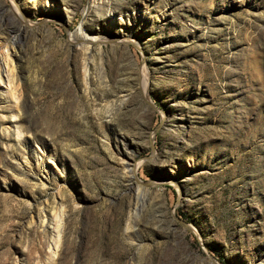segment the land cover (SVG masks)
I'll return each instance as SVG.
<instances>
[{
  "label": "rangeland",
  "instance_id": "374dc122",
  "mask_svg": "<svg viewBox=\"0 0 264 264\" xmlns=\"http://www.w3.org/2000/svg\"><path fill=\"white\" fill-rule=\"evenodd\" d=\"M3 47L0 264L52 213L55 264H264V0H0Z\"/></svg>",
  "mask_w": 264,
  "mask_h": 264
},
{
  "label": "bare ground",
  "instance_id": "6f19581e",
  "mask_svg": "<svg viewBox=\"0 0 264 264\" xmlns=\"http://www.w3.org/2000/svg\"><path fill=\"white\" fill-rule=\"evenodd\" d=\"M46 6H50L49 3L46 4ZM62 14H64V19L69 20L70 19V14L66 9L62 11ZM81 33V32H80ZM83 34V35H82ZM83 39L86 40H91L89 36H87L84 33H81ZM76 37V36H75ZM93 40V39H92ZM96 40V39H95ZM11 48L3 47L0 51V70L2 71L0 75V92L5 95V100L6 103L8 104V110L11 112L12 119H14L15 123V129L17 133V138H18V144L20 146H23L24 148H30V154L31 156L36 160L37 164H43L41 163V158L39 157V152H37L36 147H35V142L32 141L31 139H28L24 136V129L23 124L21 121V116H20V109H19V100L14 94V67H13V60H12V53L10 52ZM85 77L88 76L89 71L87 68V64L85 65ZM146 89V88H145ZM5 103V104H6ZM1 108V107H0ZM0 119L3 122L4 126H6V120L7 116L0 111ZM7 129V128H6ZM28 162L26 161V163ZM44 171L47 170L45 169V166L42 167ZM131 174L133 176L136 175V169H133L131 171ZM49 222L52 225V247L50 246V258L48 259L49 263L48 264H55V257L59 253L60 249V243H61V234L60 233V225L59 221L56 222V216L55 214L52 213V215L49 216ZM49 224V225H50Z\"/></svg>",
  "mask_w": 264,
  "mask_h": 264
}]
</instances>
